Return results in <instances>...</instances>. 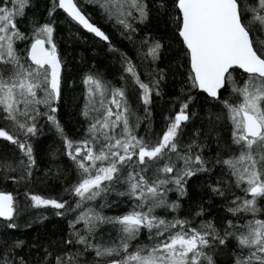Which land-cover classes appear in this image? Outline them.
Returning a JSON list of instances; mask_svg holds the SVG:
<instances>
[{"label":"snow or ice","instance_id":"1","mask_svg":"<svg viewBox=\"0 0 264 264\" xmlns=\"http://www.w3.org/2000/svg\"><path fill=\"white\" fill-rule=\"evenodd\" d=\"M61 22L116 68L82 71L77 137ZM0 147V264H264V0H0Z\"/></svg>","mask_w":264,"mask_h":264},{"label":"trees","instance_id":"2","mask_svg":"<svg viewBox=\"0 0 264 264\" xmlns=\"http://www.w3.org/2000/svg\"><path fill=\"white\" fill-rule=\"evenodd\" d=\"M83 3V0H80ZM89 12H92V9H88ZM93 18L98 20V23L102 25L107 30L113 32V40L116 43H121L120 37L114 33V30L111 29L103 20H99L98 17L93 13ZM60 35L64 38L61 40V51L64 57L67 60V70L71 75V79L68 81V87L70 91L66 93V96L70 98H79L77 103H73L72 100H69V107H66L62 111L61 119L64 123L66 130L73 137H77L79 133L77 128L79 127L78 121V108L83 102V97L81 95L82 85L80 84V75L82 71L92 64H95L96 67L104 73L109 79H113L116 72V68L112 65V62L109 60L104 48L101 45L95 44L89 37V34L81 32L79 33V39L75 36L71 40L68 39L70 31L69 25L61 22L59 25ZM126 43V42H124ZM157 127L160 126V112L157 110L156 113ZM58 141L56 140L55 135L45 127L43 133L36 139L34 147L36 150V155L38 163L41 165L43 171H47L49 161V154L58 146ZM0 151H3V148L0 147ZM63 159V158H61ZM0 191H7L12 193L17 197L18 200H23V189L17 190L16 187L9 181L7 184L0 183ZM34 191L43 195L57 196L59 192V186L54 185L49 187L47 184L38 183L34 187ZM45 211V210H39ZM64 225L54 216L45 221V226H36L33 229H29L27 234L21 232L19 235L21 238H27L31 240L37 233L44 236L45 233L55 234L59 229L63 228Z\"/></svg>","mask_w":264,"mask_h":264}]
</instances>
